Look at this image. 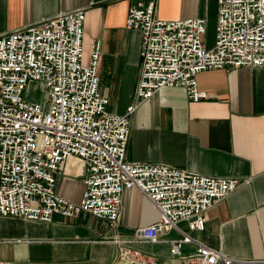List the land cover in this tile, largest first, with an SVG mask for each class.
Segmentation results:
<instances>
[{
    "label": "built area",
    "instance_id": "built-area-1",
    "mask_svg": "<svg viewBox=\"0 0 264 264\" xmlns=\"http://www.w3.org/2000/svg\"><path fill=\"white\" fill-rule=\"evenodd\" d=\"M158 0L132 5L128 29L141 32V73L125 112L109 109L101 89V42L82 63L86 7L60 12L0 36V215L53 222L88 212L105 220L114 234L113 264H167L136 247L170 243L172 264H238L179 226L203 231L206 213L245 180L204 175L166 163L127 159L133 114L164 87L182 86L193 101L208 96L197 75L206 70L264 68V0H218L215 42L203 40L207 20H162ZM45 90V101L30 99L32 83ZM70 159L81 163L84 190L73 202L56 189ZM136 187L159 211L157 222L120 233L126 190ZM176 231L178 237L167 234ZM3 240L0 239V245ZM187 244L195 250L183 252ZM258 263H264L260 260ZM0 264H14L0 258Z\"/></svg>",
    "mask_w": 264,
    "mask_h": 264
},
{
    "label": "crops",
    "instance_id": "crops-1",
    "mask_svg": "<svg viewBox=\"0 0 264 264\" xmlns=\"http://www.w3.org/2000/svg\"><path fill=\"white\" fill-rule=\"evenodd\" d=\"M141 0H0V36L60 12L86 7L82 63L91 60L100 40L99 74L109 109L125 112L133 101L141 73V32L126 27L132 5ZM218 14V0H158L157 17L180 20ZM208 47V42H205ZM208 96L193 101L182 86L162 88L132 116L127 159L166 163L212 176L245 180L206 213L203 231L179 226L200 241L240 259L264 264V68L206 70L197 75ZM67 175L57 178V192L79 202L84 190L81 163L70 159ZM159 219V211L136 187L124 193L120 233L135 231ZM105 220L88 212L53 222L0 215V258L14 264H113L117 247L99 239L114 234ZM178 237L176 231L167 234ZM136 247L167 264L170 243ZM194 244L183 248L185 254Z\"/></svg>",
    "mask_w": 264,
    "mask_h": 264
},
{
    "label": "rangeland",
    "instance_id": "rangeland-1",
    "mask_svg": "<svg viewBox=\"0 0 264 264\" xmlns=\"http://www.w3.org/2000/svg\"><path fill=\"white\" fill-rule=\"evenodd\" d=\"M217 17L211 19L207 22V30L203 35V40L209 43V46H212V43L215 42L216 36V26H217ZM32 100H39L41 102L45 101V90L42 85L38 82H34L30 86L29 96Z\"/></svg>",
    "mask_w": 264,
    "mask_h": 264
}]
</instances>
